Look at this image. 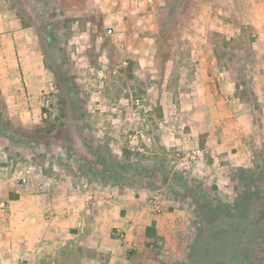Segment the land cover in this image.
I'll return each mask as SVG.
<instances>
[{
  "label": "rangeland",
  "instance_id": "374dc122",
  "mask_svg": "<svg viewBox=\"0 0 264 264\" xmlns=\"http://www.w3.org/2000/svg\"><path fill=\"white\" fill-rule=\"evenodd\" d=\"M15 1L18 10L39 26L53 71L61 77L72 75L75 87L68 92L61 116L60 92L51 71L54 93L50 107H44L41 127L15 125L0 108V154L7 163H46L51 172L58 163L69 176L79 177L75 192L86 203L112 204L120 192L131 189L143 215L149 214L153 196L163 193L161 200L172 201L166 208L173 225L168 238L162 237L158 245L154 239L145 240L154 222L150 212L142 241L128 246L130 263L125 264H244V257L250 264H264V156L256 158L253 169L232 171L226 182L182 171L173 163L182 143L179 128L183 125L190 133L180 105L175 106L176 97L187 98L176 95L180 83L182 88L188 85L179 76L185 64H177L175 56L187 57L188 49H181L187 34L183 26L196 0ZM219 7L228 12L225 4ZM220 25L219 31L211 29L204 36L221 59L218 69L233 76L241 98L258 115L250 75L258 69L254 36L234 33V25L227 27L223 18ZM172 59L174 64L168 62ZM101 69L105 76L99 92ZM162 85L173 92L163 101L158 93ZM131 95L142 98L145 106L124 105L123 97ZM140 124L147 128L148 150L135 160L127 137ZM190 143L195 144L192 138ZM207 160L214 162L208 155ZM83 182L89 184L86 191H98L95 200L84 199L87 192L77 187ZM112 191L116 196L108 202ZM90 257L94 255L89 249L75 243L32 264H88ZM97 260L106 262L105 256Z\"/></svg>",
  "mask_w": 264,
  "mask_h": 264
},
{
  "label": "crops",
  "instance_id": "0c3cea01",
  "mask_svg": "<svg viewBox=\"0 0 264 264\" xmlns=\"http://www.w3.org/2000/svg\"><path fill=\"white\" fill-rule=\"evenodd\" d=\"M193 3L183 26L187 34L181 49H188L184 53L187 57L175 56L177 64H185L179 76L188 84L182 88L180 83L176 95L187 98L178 101L176 97L174 104L180 105L192 142L205 148L214 160L206 163L202 176L226 182L232 171L253 169L256 160L264 156V0ZM218 4H225L228 12ZM227 14L234 19L224 17ZM221 18L227 27L234 25V33L246 31L254 36L258 69L250 75L258 115L241 98L233 76L228 78L218 69L221 59L209 36H204L211 29L222 28ZM54 86L36 28L26 25L8 0H0V108L15 125L41 127L46 117L43 98ZM158 93L161 101L164 95H173L164 85ZM58 165H52V172L46 163L28 161L14 166L0 154V264H32L75 243L94 255L88 264H98L101 256H105L104 264L130 263L128 246L140 245L151 211L147 215L137 211L140 205L131 189L120 192L110 205L86 203L75 192L79 177L72 178ZM171 202L161 200L163 212L149 215L155 222L156 245L162 237L168 238V229L173 226L172 213L166 210Z\"/></svg>",
  "mask_w": 264,
  "mask_h": 264
},
{
  "label": "built area",
  "instance_id": "2783aa9c",
  "mask_svg": "<svg viewBox=\"0 0 264 264\" xmlns=\"http://www.w3.org/2000/svg\"><path fill=\"white\" fill-rule=\"evenodd\" d=\"M99 78L98 89L99 92L103 89L104 84V73L103 69L97 72ZM54 89L51 92H47L43 98V107L49 108L52 103ZM123 104L137 107L138 109L145 106L143 99L140 97H133L125 96L123 97ZM46 114V112H45ZM116 121H112V125H115ZM179 132L181 134V145L179 144L174 151L173 154V163L175 167L185 171V172H199L202 173V168L206 165L207 160V152L206 149L201 147L198 144H192L191 142V135L189 132L185 130V126H181L179 128ZM127 149L132 156V159L137 160V155L140 153L146 154L148 150V132L147 128L140 124L133 128L131 132L128 133L127 137ZM78 189L86 191L89 187L87 182H83L81 185L77 186ZM163 191V189L161 190ZM87 193L84 194V199L86 201L95 200L98 197V191L95 189H89L86 191ZM116 196L114 191L107 193L108 202L113 200V197ZM163 193H158L153 196V199L150 200L148 204V210L151 212H161V199Z\"/></svg>",
  "mask_w": 264,
  "mask_h": 264
},
{
  "label": "trees",
  "instance_id": "16d2710c",
  "mask_svg": "<svg viewBox=\"0 0 264 264\" xmlns=\"http://www.w3.org/2000/svg\"><path fill=\"white\" fill-rule=\"evenodd\" d=\"M10 2V6L17 12V14L24 20V23H26V25H33L35 28H36V31L38 33V36H39V42H40V45H41V48L43 50V53H44V58H45V65L46 67L54 72V80H55V84L57 86V88L59 89V106H60V109H61V116H64V110H65V107L67 105V95H68V92L69 91H73L75 85L74 83L72 82V79H73V76H69V75H66V76H63L61 77L60 75H57V73H55V71H53V67L51 66L49 60H48V50L46 49L45 47V44H44V36L42 35V32L39 28L38 25H35L34 22H32L31 20H28L27 17H25L23 15V13L20 12V10H18V4L15 0H8ZM68 85V86H67ZM1 115V114H0ZM3 117V116H2ZM48 132H51L50 130H46ZM47 132V133H48ZM146 237L148 239H154L156 240V228H155V222H153V226L151 227H148V230H147V233H146Z\"/></svg>",
  "mask_w": 264,
  "mask_h": 264
},
{
  "label": "flooded vegetation",
  "instance_id": "af4514ba",
  "mask_svg": "<svg viewBox=\"0 0 264 264\" xmlns=\"http://www.w3.org/2000/svg\"><path fill=\"white\" fill-rule=\"evenodd\" d=\"M244 264H250V261L248 259H246V257H244L243 261H241Z\"/></svg>",
  "mask_w": 264,
  "mask_h": 264
}]
</instances>
